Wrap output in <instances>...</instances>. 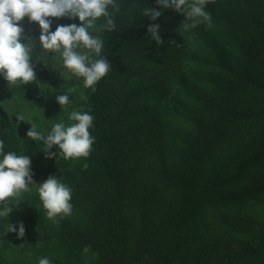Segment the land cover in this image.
<instances>
[{
  "label": "trees",
  "instance_id": "trees-1",
  "mask_svg": "<svg viewBox=\"0 0 264 264\" xmlns=\"http://www.w3.org/2000/svg\"><path fill=\"white\" fill-rule=\"evenodd\" d=\"M117 2L115 31H100L104 41L101 56L108 58L112 70L96 84L95 92L86 89L87 100L79 102L82 111L95 117L90 156L73 168L52 170L32 157L29 149L25 154L30 155L35 183L53 175L72 188V214L85 207L90 228L19 239L15 232L5 236L0 230V264L2 254L13 247L26 243L35 247L54 237L70 252L88 246L97 253L95 264H210L202 255L185 254L188 230L206 210L243 209L264 198V140L240 152L228 176L202 175L206 161L243 120L240 106L244 97L264 98V84L259 81L264 77L261 73L259 78V71L264 70V0H210L205 11L211 21L201 18V23L187 30L182 26L183 15L162 9L156 0ZM144 8L162 11V15L152 21L143 16ZM153 23L160 26L162 45L147 33ZM185 62L186 74H179ZM74 82L60 80L54 87ZM120 87L126 91L130 87L132 99L148 100L147 106H151L150 95L165 98L174 92L176 102L171 109L186 105V122L190 124L176 165L166 166L162 160L155 165L160 170L156 186L150 188L153 194L149 189L148 200L134 205L130 199L136 201L135 197L124 177L126 145L118 137L121 125L129 119L131 101L126 98L118 112L110 108L113 93ZM0 139L5 142V152L15 151L1 129ZM238 185L242 186L238 189ZM158 188L177 200L168 205L159 200L152 203Z\"/></svg>",
  "mask_w": 264,
  "mask_h": 264
},
{
  "label": "rangeland",
  "instance_id": "rangeland-1",
  "mask_svg": "<svg viewBox=\"0 0 264 264\" xmlns=\"http://www.w3.org/2000/svg\"><path fill=\"white\" fill-rule=\"evenodd\" d=\"M47 19L53 21L51 31H55L58 24H80L78 19L54 17ZM21 25L26 35L32 38L39 36V25L36 22L29 23L28 17L24 18ZM94 34L100 37V31H95ZM184 54L186 57V44ZM145 69L150 70L148 66ZM61 71L65 70L58 62L48 58L47 67L39 62L36 64L37 83L8 88L7 82L0 77V129L9 137L10 144L17 154L25 155L29 149L32 157L52 170L73 168L82 158L79 162L65 161L61 158L46 159L42 151V142L38 144L32 141L26 133L31 127L30 122L36 123L39 130L47 132L53 124L61 120L66 124L74 123L69 121L68 114L72 110L82 111L79 107L80 93L86 90L83 88V78L69 77L66 71L65 75L61 76ZM181 71L186 74V62L179 70V74H182ZM261 73H264V70L259 71V78ZM135 78L139 79V76ZM73 79L75 82L72 85L54 87L60 80L69 82ZM259 81L264 84V77ZM38 83L42 84L43 91ZM70 87H75L76 92L70 94L71 103L66 106L65 111L56 102V96L64 94ZM124 88L120 87L114 91L110 108L115 113L124 105L126 98L131 101V106L128 107L129 119L121 125L118 137H121L122 143L126 145L124 177L135 197L136 201L130 199L134 205L139 200L147 201V194L150 196L149 189L156 186L160 168L155 165L160 164L161 160L166 166L176 165L190 124L186 122V105H182L176 111L171 109L176 102L174 92L165 98L150 95L151 106H147L148 100L140 101L139 98L133 100L131 88L129 87L127 91ZM144 97L145 95L141 98ZM183 101L186 102V97ZM240 108L244 114L243 120L206 161L202 170L204 178L228 176L233 161L240 152L243 153L252 146V143L264 140V98L256 99L253 95H247L242 100ZM19 116H23L24 119H18ZM52 151H58V147L54 146ZM241 186L238 185L236 188L239 189ZM150 190L153 194L152 189ZM154 196L155 200L152 199V203L159 200L161 203L167 202L168 205L169 202L177 200L174 194L164 188L156 189ZM24 198L12 210L8 221L6 218H0L1 231H5L7 222L16 225L17 231L20 222H23L25 236L31 238L53 237L66 229L90 228V214L85 207H80L66 219L58 217L59 223L54 224L46 217V210L36 194L35 186L24 194ZM164 198L168 200L163 201ZM152 208L155 212L159 211L154 205ZM184 252L190 253V256L202 255L210 264H264V198L243 209L226 207L206 210L188 230ZM42 257L50 258L52 264H95L97 253L94 250L85 253L79 249L70 252L54 237L49 242H39L35 247L26 243L2 254L3 264H38Z\"/></svg>",
  "mask_w": 264,
  "mask_h": 264
},
{
  "label": "clouds",
  "instance_id": "clouds-1",
  "mask_svg": "<svg viewBox=\"0 0 264 264\" xmlns=\"http://www.w3.org/2000/svg\"><path fill=\"white\" fill-rule=\"evenodd\" d=\"M210 0H156L162 9H172L185 17L182 26L185 30L194 28L201 23V18L211 21L205 8ZM120 4L117 0H0V77L7 82V87H20L37 83L35 67L37 62L47 67L51 58L58 62L69 77L83 78L84 89L95 92L96 84L111 70L112 64L108 58L102 57L104 41L95 31H115L116 23L113 12H118ZM143 16L152 21L162 15V11L154 8H144ZM28 17V22L39 25L40 34L32 38L25 34L21 22ZM54 18L78 19L80 24H58L51 31ZM192 21V23H188ZM99 23V27H97ZM147 33L157 45H162L160 26L151 24ZM176 43L175 41H171ZM61 71L60 75H65ZM42 84L38 83L41 88ZM43 91V90H42ZM76 92L70 87L64 94L56 96V102L61 109L71 103L70 94ZM80 99L86 101L87 96L80 93ZM18 119L23 120V116ZM69 121L63 120L52 125L47 132L38 129L37 124L30 122L31 127L26 135L32 141L41 144L46 159L61 158L65 161L79 162L80 158H88L95 143V137L90 134L95 117L87 111L72 110L68 114ZM58 151L53 152V147ZM5 142L0 139V218L8 217L13 208L24 200V194L35 186L45 215L52 223H59L72 214V188L61 182L57 176L49 175L39 185L33 180L30 155L17 154L15 151L5 152ZM87 168V164L83 165ZM63 214V215H61ZM23 222L19 230L14 224L7 222L4 235L15 232L17 238L25 235ZM89 251L86 246L83 250ZM38 264H52L51 259L42 257Z\"/></svg>",
  "mask_w": 264,
  "mask_h": 264
}]
</instances>
